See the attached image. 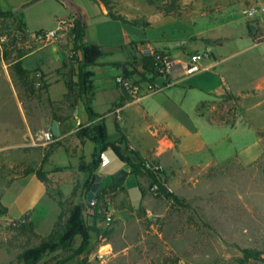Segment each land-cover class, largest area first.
I'll list each match as a JSON object with an SVG mask.
<instances>
[{
  "label": "rangeland",
  "instance_id": "1",
  "mask_svg": "<svg viewBox=\"0 0 264 264\" xmlns=\"http://www.w3.org/2000/svg\"><path fill=\"white\" fill-rule=\"evenodd\" d=\"M62 1L85 9L88 25L93 27L89 33L96 34L101 46L118 41L128 43L130 49V41L144 37L143 31L163 27L164 50L172 55L206 53L209 60L204 64L208 62L215 67L221 63L232 78L234 92L248 90L264 77V46H261L264 45V0H177L174 5L172 0H112L113 12L129 23L136 22L140 28L104 19L93 0H0L3 12L23 8L29 35L25 42L15 39L14 26L0 17V264H18L17 250L6 248V242L15 239L10 228L13 221L28 216L35 232L46 237L60 218L63 221L64 215L80 203L85 205V222L93 230L88 249L64 261L80 246L81 238L76 237L69 250L48 254L40 264H240L241 248L262 253L260 260L246 264H264L262 163L244 165L235 158L218 163L241 155L251 143L250 134L242 136L222 129L219 122V117L227 113L236 116L237 125L242 122L241 115L246 117L247 113V91L233 94L228 86L219 96L212 97L221 86L220 75L212 70L182 84L194 85L195 90L186 91L180 85L140 103L138 107L148 111L155 122L187 132L181 141V156L195 164L180 163L175 154L176 141L172 140L173 145L168 147L159 142L166 150L157 157L154 142L145 140L144 148L140 149L143 156L159 161L155 174L168 192L183 203L159 197L153 188H148L145 177L140 179L145 190L141 197L135 177L127 172L129 166L111 148L105 150L109 164L93 169L94 143L75 135L81 127L92 123L83 122L79 128L69 126L73 114L66 109L57 112L56 121L53 114L57 105L48 103L41 85L37 82L35 94L26 95L11 75V64L19 50L49 44L35 42L31 37L54 30L58 20L67 14ZM250 9H254L251 18L246 15ZM251 22L258 23L255 33L248 29ZM70 30L56 41L65 49L71 43ZM253 44L260 46L253 48ZM52 52V47H47L29 56L23 62L24 67L32 69L41 56L51 58ZM249 62L255 67L251 75L247 72ZM134 65L140 67L138 62ZM94 75L99 82L111 74L100 71ZM99 86L103 89L97 91L93 108L104 114L117 88L111 77L108 83ZM59 93L54 89L50 96L58 99ZM222 96L235 98V111L229 110L231 104L221 100ZM209 98L196 112L198 103ZM237 98L243 101L239 103ZM77 111L81 115L84 110L78 107ZM126 112L129 121L141 118L137 107H129ZM256 114L254 110L249 117L255 119ZM103 117L108 142L118 145L114 117ZM205 120H210L212 128ZM53 122L57 128L59 123L65 125L64 134L58 131L52 142L42 144L40 137L44 131H51ZM147 125L143 124L145 130ZM119 126L126 133L127 126L121 121ZM135 127L132 121L130 131ZM160 136L171 138L166 132ZM126 141L121 146L122 154L134 161L133 153L139 148ZM29 169L34 172L27 174ZM121 171H124L122 175ZM120 176H123L118 182L121 185L109 190L112 178ZM93 177L94 181L101 178L102 183L93 199L94 207H90L86 200L90 190L87 184ZM98 196L102 200L95 209ZM108 248L111 253L99 258V252Z\"/></svg>",
  "mask_w": 264,
  "mask_h": 264
},
{
  "label": "trees",
  "instance_id": "2",
  "mask_svg": "<svg viewBox=\"0 0 264 264\" xmlns=\"http://www.w3.org/2000/svg\"><path fill=\"white\" fill-rule=\"evenodd\" d=\"M101 3L107 11V15L111 20L119 21L121 23H129L123 17L116 15L113 12L112 0H93ZM177 0H172L173 5ZM21 9L11 10L6 12L0 10V17L4 21H9L10 26L15 28V39L20 41H27L29 35L26 31V25L23 20V14ZM132 26L140 28L136 22L129 23ZM70 37L72 43V52L74 56L68 58L70 68L62 76L65 83L67 92L63 96L62 101L55 104L48 100L50 105H57L54 111L53 117L57 121V112H60L62 108L69 111H73L79 104L82 105L85 113L88 116L90 124L86 127H81L76 132V137L80 140L89 139L95 145L94 147V159L92 162L93 169L95 167L100 168L99 155L105 152L107 148H111L120 160L126 163L129 168V174L134 177H145L148 182V188L157 187V194L159 197L165 198L172 203L180 204L183 203L177 196L168 192L167 188L160 181V178L152 170L154 165H159V161L151 158H144L138 152H134V161L129 160L122 154V144L126 143V137L121 132L119 122L114 119L115 130L120 132L121 138L118 141V145L107 141V130L103 122V118L99 114L94 113L91 108V101L93 98V86L92 78L93 73L88 69L90 67L100 65L97 61L103 55L102 47L98 43H89L85 41V25L82 19L77 18L74 20V25L70 30ZM130 47H135L134 60L132 63H126V69L122 71V75L128 79H134L136 75L141 76L144 80L153 81L154 79V57L149 54H144L137 50L138 45L136 43L129 44ZM34 48L30 47L28 50H19L15 59L11 64V75L18 82L20 88L23 89L26 95L35 94V85L37 82L40 83L42 90L47 91L48 85L43 80V75L36 69L29 71L23 68L22 58L30 53ZM77 52L81 53V59L77 57ZM135 62H138L142 71H139L135 67ZM77 64L76 68L73 67ZM67 65H64L66 67ZM117 68H121V64H113ZM39 74L40 77H36ZM118 87V86H117ZM119 88V87H118ZM224 102L230 103V111L233 112L235 108V98L233 96H222L220 97ZM132 98L124 91L121 90L119 99L113 104L114 108H120L125 103L130 101ZM100 119V120H99ZM210 124V120H207ZM219 122L223 125H234L236 124V116L230 113L219 117ZM34 170L29 169L26 173H33ZM39 176L40 173L36 172ZM126 174V173H125ZM161 174V173H160ZM94 182V177L87 184L89 190ZM116 178H112L109 184V190H114L116 186H120ZM141 197L145 195V190L140 188ZM106 191V190H103ZM102 200V196L97 197V205ZM85 205L83 203L76 204L71 208L67 215H64V220L56 223L53 227L52 232L43 237L35 232L34 224L29 220L28 216H24L19 220L13 221L10 224V228L15 232V239L6 242V248L8 250H17L16 262L18 264H40L41 261L48 255L54 252H64L69 250L74 239L76 237L81 238L80 246L71 252L64 261H69L77 256L83 254L89 247L91 241V235L93 230L88 227L85 222ZM242 258L239 259L240 264H246L249 261H257L261 259L262 253L249 248H241Z\"/></svg>",
  "mask_w": 264,
  "mask_h": 264
},
{
  "label": "crops",
  "instance_id": "3",
  "mask_svg": "<svg viewBox=\"0 0 264 264\" xmlns=\"http://www.w3.org/2000/svg\"><path fill=\"white\" fill-rule=\"evenodd\" d=\"M62 2H61V5L64 7L65 12L67 14L65 17H63L62 19H59V20H69V19L75 20L76 18H78L80 16L82 21H83V24L85 25V41L89 42V43H98L101 46V44L99 43V41L97 39L96 34L94 32L89 33L90 29H92L93 27L88 25V17H87L85 9L79 7L78 5H75L73 2H68V1L63 2V3ZM93 2L98 6V11H99L100 16L103 17L104 19L111 20L108 17L107 11L104 8V6L101 3H98L96 1H93ZM56 28H57V26L54 29H56ZM164 31H165V29L163 27H158L157 29L154 28V30L149 29V30L143 31L144 37L138 38L135 41H130L129 44L136 43L138 45L137 50L139 52L142 50V48H149V49L156 50V51L167 52L166 50H164L165 47H163L161 45L162 41L164 40V37L162 36ZM127 44L128 43H119L118 41H108V43L105 46H101L102 50H103V55L97 61L100 65L90 67L88 69L89 71H91L93 73V78H92L93 98L91 101L92 110L94 111V113L99 114L101 116V118H104L103 116H105V115H111L114 117V119L116 118L119 123L121 121L122 124L126 125L127 126L126 127V129H127L126 133L120 127L121 132L125 135L126 140L133 142L136 145V147L139 148V150L135 151V152H138L141 156H143V153L141 152L140 149L144 148L145 140H149L151 142H154V146L157 149V151L155 153L157 157L160 156L164 150H166L165 148H163V146L159 145V142L161 144L163 143L162 145H164L165 147H168L169 145H173V141H176V152H175V154H176V157L178 158V160L180 161V163L185 165V166L195 165V164H191V163L184 161L182 156H181V147H182L181 141H182V138L184 139V137H185L184 133L187 134V132H185V130L182 128L177 129V130H173L170 127H167L168 125L165 126V124L163 122H159L157 120L155 122L154 117L151 114H149L148 111H145L144 108L138 107V105L140 103H144L146 100L152 99L153 97L161 94L164 91H168L173 87L180 86V85L184 84L185 82H187L189 79L193 78L194 76L189 78L188 80L181 82V83L166 87V88L161 89V90H159L153 94L147 95V96H145L139 100L131 99L130 101L125 103L120 108H114L113 107V104L119 99L120 94H121V89L118 88L117 85L115 84V86L117 88L115 90L116 92H113L114 90H112V88L107 87L108 90L110 89V91L113 92V97H112V100L110 102V105H109L106 113L101 114L93 108V104L95 102L97 91L103 89L99 85L103 86L104 84L108 83L110 80V77L112 79V82H114V78L116 76L122 74V65L123 64L126 65V63H132V59L134 60V54L136 51L135 47H130V49H128ZM68 45L69 46L65 49L64 47H61L60 45H58L56 42L55 43H49L47 45L34 48L30 53H28L26 56H24L21 60L22 66L24 69L29 70V71H34L36 69H39V71L43 75V80L48 85L47 91H46V96L48 97V100L50 102H53L55 104L62 101L63 96L67 92V89H66V86H65V83L63 81L62 76L68 70L64 71L63 73H62V71L66 68L67 69L70 68L69 63H68L69 62L68 58H69V51L72 47V43H69ZM258 46H260V45L253 44L251 47L256 48ZM261 46H264V45H261ZM47 47H52V49H53L51 58H50V56L49 57H47V56L42 57L41 56L39 58V60L36 61V66L33 67L32 69L24 67L23 62L26 58H28L31 55L39 53L40 51H42L43 49H45ZM169 54H170V52H169ZM182 55H185V54L172 55V56H174L176 58H181ZM77 57L79 59H81V53L80 52H77ZM213 60H214V57H213ZM113 64H121V68H117V67L113 66ZM64 65H67V66L64 67ZM214 65H215V63H214ZM76 66H77V64L73 65L74 68H76ZM204 66H205V70L203 72L217 70L218 74L220 75L221 86L217 87V90L212 93V97L219 96L224 90L227 89L228 86L230 87L233 94L236 93L237 95H242L245 91H247V98H246V100H247L246 104L247 105L245 106L246 112H247L246 117H244V114H242L241 115L242 122L240 124L237 125V123H236L234 125H229V126L228 125H222V129L231 130L233 132L241 134L242 136H246V134H250L251 143L244 147V152H242L241 155L236 154L233 157L225 158L224 160H221L218 163H222V162L227 161L229 159L235 158L240 163H242L244 165H258L259 163H262L263 170H264V77H263V80L258 85L251 87L245 91L234 92L233 86H232L233 85L232 84V78L227 73L226 69L222 66L221 63H216L215 67H213L212 64H208V62H207V64H204ZM135 67L139 71H142L140 67L139 68L137 66H135ZM254 69H255L254 64L249 62L248 67H247V72L249 73V75H251L253 73ZM100 71L101 72L107 71L111 75H109L106 80H99V82H98V81H96L94 74L97 72H100ZM158 83H161V81H158ZM182 86H184L183 88L187 89L186 91L197 89L194 85H186V86L182 85ZM54 89H58L60 91V93H59L60 97L58 99H52L50 96L51 91H53ZM261 97H262V99H261ZM211 98L198 103L197 108H196V112L201 105L207 103ZM237 100H238V98H237ZM241 100H242V98L240 100H238L239 103ZM132 106L137 107L141 111V118H133L131 121H129L126 111L129 107H132ZM78 107H82V105L79 104L73 111H70V112H72L73 115L71 117L72 119H70L69 126H71V124H72V125L76 126L77 128H79L83 122L84 123L89 122L88 116L85 113V111H83V114L78 115V111H77ZM63 109H65V108H62V110ZM254 110H257V114H256L257 117L255 119H251L249 117V113L254 111ZM197 116L200 119H202L201 115L197 114ZM132 121H134V123L136 124V127H135L136 129L133 131H130V124L132 123ZM205 121H206L207 125L209 127H211V125L207 122V120H205ZM144 123L148 124L147 125L148 127L146 128L147 130H145V128H143ZM66 127H67V125H66ZM65 129H66L65 125L63 126L62 123L61 124L59 123V125H58L59 134L63 135ZM163 132H166L167 134H169L171 136V138L169 139L167 136L161 137L160 134ZM118 134H119V139H117L116 142H118L121 138L120 132H118ZM136 134H137V137H136ZM107 141H108V138H107ZM143 157L144 158H150V157H145V156H143ZM127 172L129 174L130 168ZM135 179H136L137 185L140 188H142V184L140 181L141 177H137V178L135 177Z\"/></svg>",
  "mask_w": 264,
  "mask_h": 264
},
{
  "label": "built area",
  "instance_id": "4",
  "mask_svg": "<svg viewBox=\"0 0 264 264\" xmlns=\"http://www.w3.org/2000/svg\"><path fill=\"white\" fill-rule=\"evenodd\" d=\"M247 17L254 16V9H250L246 12ZM74 20H59L57 28L47 32H40L33 34L31 39L38 43H55L64 32L68 29H72ZM72 49V47H71ZM70 49L69 57L74 56V52ZM144 54H149L154 57V79L153 81L144 80L141 76L136 75L135 78L128 79L122 74L114 78L115 84L124 90L132 99L139 100L147 95L153 94L166 87L176 85L189 78L200 74L205 70L204 62L209 60V57L204 52H193L182 55L181 58H176L165 51H156L149 48H142L140 51ZM36 77H40L39 74ZM161 81V83H158ZM40 85V83L38 82ZM54 135L50 130H46L42 133L40 141L42 144L52 142ZM109 164V159L102 152L100 155V168ZM153 171L159 170V165L152 167ZM157 187H153V191L156 193ZM90 207H94L95 201L92 200L88 203ZM111 253V249H105L99 252L98 257L104 259Z\"/></svg>",
  "mask_w": 264,
  "mask_h": 264
},
{
  "label": "water",
  "instance_id": "5",
  "mask_svg": "<svg viewBox=\"0 0 264 264\" xmlns=\"http://www.w3.org/2000/svg\"><path fill=\"white\" fill-rule=\"evenodd\" d=\"M258 28V23L257 22H251L249 23L248 25V29L252 32V33H255L256 30ZM126 69V65L123 64L122 65V71H124ZM51 132L54 136H57L58 135V128H57V124L56 122H53L52 123V127H51ZM124 173V171H121L120 174L122 175ZM123 178V176H120L119 178H117V182H120L121 179ZM101 183H102V180L101 178H97L94 183L92 184V186L90 187V190L89 192L87 193V197H86V200L87 202H91L95 195H96V192L98 191V189L100 188L101 186Z\"/></svg>",
  "mask_w": 264,
  "mask_h": 264
}]
</instances>
